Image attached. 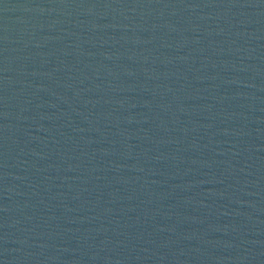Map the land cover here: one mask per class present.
Returning a JSON list of instances; mask_svg holds the SVG:
<instances>
[{"label":"water","instance_id":"95a60500","mask_svg":"<svg viewBox=\"0 0 264 264\" xmlns=\"http://www.w3.org/2000/svg\"><path fill=\"white\" fill-rule=\"evenodd\" d=\"M0 264H264V0H0Z\"/></svg>","mask_w":264,"mask_h":264}]
</instances>
